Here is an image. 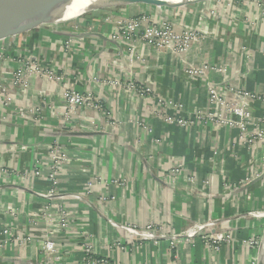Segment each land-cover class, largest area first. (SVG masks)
<instances>
[{"label":"crops","instance_id":"obj_1","mask_svg":"<svg viewBox=\"0 0 264 264\" xmlns=\"http://www.w3.org/2000/svg\"><path fill=\"white\" fill-rule=\"evenodd\" d=\"M258 1L217 0L169 8L172 12L143 5L148 22L171 24L177 33L194 29L201 35L180 54L149 44L143 38L147 26H140L141 35L131 43L109 39L110 26H99L89 35H70L69 48L62 44L65 30L55 34L43 27L0 41V90L5 89L11 101L8 108L0 104V113L4 109L7 115L0 119V231L9 228L16 233L13 244L0 246V264H45L39 242L47 229L39 213L47 201L38 195L48 190L49 150L54 141L65 148L69 159L61 175L66 189L83 191L93 177L108 183L88 196L90 206L73 199H67L66 206L80 211L85 222L82 230L93 235L95 251L113 264H256V257L262 260L264 244L255 253L247 241L264 229V218L245 217L250 211H264L262 151L256 159L257 170L263 173L246 184L249 173L241 164L250 157L239 144L237 130L210 122L187 129L165 124L150 115L146 100H136L133 94L117 92L112 86L129 80L145 85L159 97L182 104L183 111L177 115L189 119L206 107L208 86L225 92L227 98L230 89L236 88L264 95V7H258ZM208 9L213 13L207 15ZM122 15H128L127 11ZM86 17L74 24L93 25L94 17ZM29 54L38 56L41 69L52 76L28 73L27 85L15 86L16 73ZM131 55L137 56L135 62ZM190 67L201 69L193 80ZM68 88L90 93L100 106L98 110L80 108L71 116L72 127H87L76 132L69 131L71 125L60 131L61 94ZM25 106L40 108L41 126L30 118H19L18 110ZM250 109L256 119L261 105L254 103ZM141 119L146 120L150 133L137 130L136 121ZM180 164L185 171L172 182L154 176ZM208 173L211 185L206 188L203 181ZM192 175L195 182L190 184L187 178ZM226 183L235 186L225 190ZM105 194L114 197L112 204L99 202ZM104 217L138 229L149 224L163 226L166 235L212 220L214 225L205 234L231 226L232 241L218 251L209 250L199 233L171 248L167 238L157 243L127 238ZM56 241L64 257L61 264H78L81 253L76 240L60 235ZM117 241L123 242V250L113 246Z\"/></svg>","mask_w":264,"mask_h":264},{"label":"built area","instance_id":"obj_2","mask_svg":"<svg viewBox=\"0 0 264 264\" xmlns=\"http://www.w3.org/2000/svg\"><path fill=\"white\" fill-rule=\"evenodd\" d=\"M231 4V2L227 3ZM258 7H264V0L257 2ZM239 9V5L235 6ZM240 10V9H239ZM207 15L212 14L213 11L208 9ZM139 26V27H138ZM140 24L133 23L130 29L140 28ZM200 34H203L200 32ZM201 35L194 31V29L183 30L181 33L175 32V29L171 24H164L162 26H152L146 28L143 34V38L147 40L149 44H158L161 47L167 48V50L172 51V53L180 54L184 53L188 47L196 42ZM122 41L128 39L126 33L123 36L118 37ZM121 41V42H122ZM71 44L69 41H64L63 45L68 47ZM132 56V55H131ZM249 57V55H247ZM137 58V56H135ZM22 69L16 73V80L14 85L24 86L27 85V75H36L39 77L52 76L50 71L47 69H41V60L38 56L29 54L26 56L24 63H22ZM221 68V67H220ZM219 71L225 72V69H220ZM188 73L190 78L193 80L199 73L201 69L188 68ZM49 76V77H50ZM228 85H230V80L226 78ZM114 89L118 91H124L126 93L133 94L136 100H146L149 107V113L154 119L162 120L165 124L176 125L180 128H191L195 126H203L209 122L215 127H224L228 129H234L238 131V141L248 151V156L250 157L249 162L246 164H241V167L245 169L249 176L245 178V183L248 184L253 180L258 179L261 173L257 170L258 160L256 159L259 152L262 151V161H264V95L255 92L247 91L243 88L241 89H230V97L220 93L217 89L212 86H208L207 97H206V107L204 109L196 110L194 112L193 118L189 119L184 116H178L181 111H183L182 104L175 103L172 101L165 100L145 85L135 83L129 80L128 83L116 81L112 84ZM156 93V95L154 94ZM153 95L154 97H151ZM61 100L64 107L63 121H61L60 131H63V127L70 126L71 116L80 108H93L99 109L98 100L93 97L90 93H80L74 89H64L61 94ZM254 103H259L261 105L259 116L253 118L250 106ZM0 104L8 108L11 105L10 95L5 90H0ZM38 106H25L20 107L18 110L19 118H30L34 121L37 126H41V115ZM5 110L3 109L0 113V119H6ZM137 130L142 129L143 132L150 133L151 128L147 125L145 119L138 120L136 123ZM68 129L70 127H67ZM76 128V127H73ZM80 129L87 128L83 124H80ZM153 142L160 144L162 141L158 139H153ZM51 160V165L48 173V190L45 193H40L39 198L46 200L47 202L41 206L39 213L40 219L46 225V234L40 239L39 249L41 250V255L45 264H61L64 261V257L56 246V240L60 235L74 238L76 240V246L81 253V259L78 264H113L105 256L99 255L95 251V241L91 234H88L85 229V222L82 220V215L80 211H75L74 209L67 208V199H73L78 201L80 204H88V196L96 190L97 187L104 188L108 186V183L98 179L97 177L89 178L88 183L83 191H78L76 193L67 191L66 187L61 184L62 173L67 168L69 159L65 148H63L58 141H54L49 150ZM166 171H158L154 173V176L159 179L169 181H174L176 177L181 175L185 171V165L180 164L178 166H171ZM212 171H214V163L212 165ZM188 183L193 184L195 182V177L192 175L187 178ZM118 185H124V181H117ZM203 185L207 188L211 185V174H207ZM231 183H226L224 188L229 190L230 187H234ZM71 193V194H70ZM114 201V197L105 194L101 196L99 202L103 205H110ZM76 207V206H75ZM38 216V215H37ZM245 217L252 218L256 220H261L264 218V211H250ZM106 222L112 227L120 230L125 237L130 239H145L151 240L157 243V240L167 238L171 241V248H173L174 243L180 240L191 241V239L199 234H203L204 247L209 250L218 251L220 246L232 241V227H225L221 231L211 232L205 234V230L210 226L214 225L215 221L208 220L206 223H195L191 227L182 231L181 233L175 234L170 233L166 235L163 231V226L154 227L153 224H149L144 228L138 229L137 227L126 224L114 222L108 217H104ZM234 218H240L236 215ZM230 220L226 221V224ZM220 222V223H219ZM218 223L221 225V221ZM225 222V221H224ZM230 223V222H229ZM224 224V225H226ZM0 246H5L8 243L13 244L16 241V233L9 228H3L0 231ZM123 242L117 241L113 244L115 248L121 250L124 249L122 245ZM248 246H257L258 239L252 237L247 241Z\"/></svg>","mask_w":264,"mask_h":264},{"label":"rangeland","instance_id":"obj_3","mask_svg":"<svg viewBox=\"0 0 264 264\" xmlns=\"http://www.w3.org/2000/svg\"><path fill=\"white\" fill-rule=\"evenodd\" d=\"M213 1H217V0H209V1H198L195 4H199L202 5L205 2H213ZM145 5L143 3H135V4H131V5H125V6H120V7H103L100 8L92 13H87V14H83L80 17H84L87 16L86 18H92L94 17L93 21V25L92 24H85L84 26H76L74 23H76L77 19H73L71 21L65 22V23H49L45 26H42L43 29L45 30H49L54 32L55 34L58 33L59 34V30H65V33L67 34L66 41L69 42H73V39L70 35H74L75 33H87L88 35L91 33H94V30H97L99 28V26H106V27H111V35L109 36V39L111 40H115V41H119L121 42L122 40L118 37L123 36L124 33H126L129 43L132 42L133 39L139 38V36L141 35V28H136V29H130V26L133 23H137L138 25L140 24L141 26H147V28H150L152 26H162L164 25L165 22H161V21H155V22H148L147 21V14H145L143 11V9H141V7ZM185 5V7L189 6ZM151 6V5H150ZM151 7H156L157 9H165L172 12V9H169L170 7L167 6H162V7H157V6H151ZM204 11V7L201 8ZM124 11H127L126 16L122 15ZM128 11H130L128 13ZM90 15H92V17H89ZM95 21V22H94ZM139 27V26H138ZM65 28V29H64ZM35 30H39V28L35 29ZM187 30V29H185ZM176 32V31H175ZM63 44V43H62ZM61 47H63V45H61ZM71 47V44L68 47L65 48H69ZM132 61L134 59L135 62V58L134 56H131ZM73 121H69L70 125L72 124ZM138 121H136L137 123ZM80 126V124H78L77 126H75L76 128H73L72 125L70 126L69 131L71 132H76L78 130H80V128H78ZM69 191V190H67ZM71 192V191H69ZM71 194V193H70ZM258 245L254 246L255 247V253H257L258 251L262 250V244H264V229L262 231H260L259 235H258ZM262 240V241H261ZM261 245V250H259V247ZM262 260H263V264H264V249H263V254H262ZM256 259H258V257H256ZM261 260V261H262Z\"/></svg>","mask_w":264,"mask_h":264},{"label":"water","instance_id":"obj_4","mask_svg":"<svg viewBox=\"0 0 264 264\" xmlns=\"http://www.w3.org/2000/svg\"><path fill=\"white\" fill-rule=\"evenodd\" d=\"M140 1L136 3L170 8L182 6H171L163 0ZM71 3L72 0H0V41L55 23ZM256 264H263V260L258 258Z\"/></svg>","mask_w":264,"mask_h":264},{"label":"bare ground","instance_id":"obj_5","mask_svg":"<svg viewBox=\"0 0 264 264\" xmlns=\"http://www.w3.org/2000/svg\"><path fill=\"white\" fill-rule=\"evenodd\" d=\"M169 5H188L193 1H209V0H163ZM140 0H72V3L65 9V11L54 21L55 23H65L73 19H77L83 14L92 13L103 7H120L131 5Z\"/></svg>","mask_w":264,"mask_h":264}]
</instances>
